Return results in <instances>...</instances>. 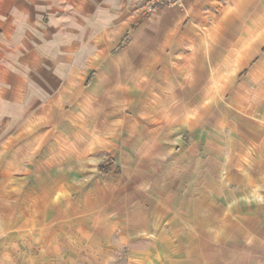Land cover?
<instances>
[{
  "label": "crops",
  "instance_id": "crops-1",
  "mask_svg": "<svg viewBox=\"0 0 264 264\" xmlns=\"http://www.w3.org/2000/svg\"><path fill=\"white\" fill-rule=\"evenodd\" d=\"M64 1L0 91V264H264V0Z\"/></svg>",
  "mask_w": 264,
  "mask_h": 264
},
{
  "label": "rangeland",
  "instance_id": "rangeland-1",
  "mask_svg": "<svg viewBox=\"0 0 264 264\" xmlns=\"http://www.w3.org/2000/svg\"><path fill=\"white\" fill-rule=\"evenodd\" d=\"M64 2L0 0V91L8 90L13 79H36L47 72L42 66L51 65L57 55H42L41 48L63 42V33L69 29L62 19ZM112 163L111 156H104L103 164Z\"/></svg>",
  "mask_w": 264,
  "mask_h": 264
},
{
  "label": "built area",
  "instance_id": "built-area-1",
  "mask_svg": "<svg viewBox=\"0 0 264 264\" xmlns=\"http://www.w3.org/2000/svg\"><path fill=\"white\" fill-rule=\"evenodd\" d=\"M178 4V0H143L141 6L136 7L132 14L136 17L149 15L163 7H171Z\"/></svg>",
  "mask_w": 264,
  "mask_h": 264
}]
</instances>
